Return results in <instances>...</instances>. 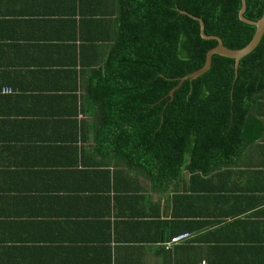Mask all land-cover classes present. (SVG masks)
<instances>
[{
    "label": "crops",
    "instance_id": "1",
    "mask_svg": "<svg viewBox=\"0 0 264 264\" xmlns=\"http://www.w3.org/2000/svg\"><path fill=\"white\" fill-rule=\"evenodd\" d=\"M118 9L0 0V264H264V132L239 164L207 175L118 178L119 190L108 179L81 96Z\"/></svg>",
    "mask_w": 264,
    "mask_h": 264
},
{
    "label": "trees",
    "instance_id": "2",
    "mask_svg": "<svg viewBox=\"0 0 264 264\" xmlns=\"http://www.w3.org/2000/svg\"><path fill=\"white\" fill-rule=\"evenodd\" d=\"M246 2L244 16L260 19L264 0ZM117 4L112 44L84 69L81 96L82 111L90 117L94 153L114 167L105 173L115 189L118 178L141 175L160 187L184 170L201 176L239 164L246 147L263 138L259 115L264 108V35L241 58L237 75L235 59L214 54L209 70L186 79L173 98L170 92L181 77L204 66L207 52L218 44L203 38L200 23L181 10L201 17L206 34L239 49L256 30L239 18L242 1ZM91 161L100 165L98 158Z\"/></svg>",
    "mask_w": 264,
    "mask_h": 264
},
{
    "label": "water",
    "instance_id": "3",
    "mask_svg": "<svg viewBox=\"0 0 264 264\" xmlns=\"http://www.w3.org/2000/svg\"><path fill=\"white\" fill-rule=\"evenodd\" d=\"M242 1V6L239 10V18L248 24L254 25L256 26V30H255V34L253 36V38L251 39V41L245 45L242 48L239 49H234V48H230L228 46H226L222 40L221 37H219L218 35H208L205 33V23L204 20L197 16L194 15L186 10H181L182 13L189 15L190 17H192L193 19L197 20L200 23V33L201 36L205 39H215L218 41V44L216 46H214L213 48H211L207 54H206V60H205V64L204 66H202L201 68L188 73L187 75L183 76L180 78V82L177 86H175L171 92H170V96L173 98L174 97V92L177 88H179L183 82L188 79V78H196L200 75H202L203 73H205L207 70L210 69L211 65H212V58L214 54H219L225 57H229V58H233L235 59V71H236V75L238 74V67H239V63L242 57L246 56L247 54H249L250 52H252L260 43L263 35H264V13L262 15V17L258 20H251L248 19L244 16V13L246 11V7H247V2L246 0H241Z\"/></svg>",
    "mask_w": 264,
    "mask_h": 264
},
{
    "label": "built area",
    "instance_id": "4",
    "mask_svg": "<svg viewBox=\"0 0 264 264\" xmlns=\"http://www.w3.org/2000/svg\"><path fill=\"white\" fill-rule=\"evenodd\" d=\"M2 93L4 94H11L14 93V88L12 86H4L2 88ZM190 237V233L188 232H181L179 234H176L175 236H172L171 239L167 242H165V244H167L168 246H170L171 244H175V243H179L183 240H186Z\"/></svg>",
    "mask_w": 264,
    "mask_h": 264
}]
</instances>
